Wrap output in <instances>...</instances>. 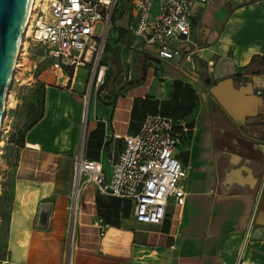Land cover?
<instances>
[{
    "label": "crops",
    "instance_id": "crops-1",
    "mask_svg": "<svg viewBox=\"0 0 264 264\" xmlns=\"http://www.w3.org/2000/svg\"><path fill=\"white\" fill-rule=\"evenodd\" d=\"M130 9L115 27L119 45L132 48L131 77L117 76L85 120V89L75 90L71 68L45 84L41 115L18 147L5 264H264V224L256 223L264 210V0L196 5L193 44L172 43L183 55L178 64L157 58L155 47L132 33ZM146 114L184 129L174 154L187 173L183 205L171 198L160 224L140 223L130 200L81 179L72 214L79 151L102 161L108 175L107 162ZM42 204L49 212L39 227Z\"/></svg>",
    "mask_w": 264,
    "mask_h": 264
},
{
    "label": "built area",
    "instance_id": "built-area-1",
    "mask_svg": "<svg viewBox=\"0 0 264 264\" xmlns=\"http://www.w3.org/2000/svg\"><path fill=\"white\" fill-rule=\"evenodd\" d=\"M110 2L49 0L43 6V3L37 5L34 1L24 37L48 50L51 67L56 73L69 67L73 78L79 65L93 62L88 75V93L94 90L99 95L106 93V66L100 64L99 59L110 29ZM207 2L208 0H130V30L144 44L155 47L157 58L178 64L183 55L172 43L182 40L193 44L191 15L196 5ZM98 22L103 24L101 35L95 34V24ZM23 49L22 45L19 53ZM72 50H77L78 53L73 55ZM191 57L192 52L184 56L187 61ZM207 66L211 67L212 62L208 61ZM126 73L127 78H130V71ZM14 76L13 73L12 79ZM183 131L170 117L146 114L138 131L123 137L122 149L117 159L107 162L108 175L102 161L84 159L80 150L73 168L72 214L76 208L77 186L83 179L84 184H93L100 194L130 200L137 222L160 224L165 217V205L169 199L172 198L178 206L184 203L183 183L187 173L174 155Z\"/></svg>",
    "mask_w": 264,
    "mask_h": 264
},
{
    "label": "rangeland",
    "instance_id": "rangeland-1",
    "mask_svg": "<svg viewBox=\"0 0 264 264\" xmlns=\"http://www.w3.org/2000/svg\"><path fill=\"white\" fill-rule=\"evenodd\" d=\"M49 0H35V4L46 6ZM111 12L109 20L111 29L108 31L101 50L100 64L106 66L104 73L105 89L112 92L118 85L115 79L125 77L127 68L126 59L131 57V46L119 45L116 36V21L127 13L129 0H110ZM103 24H95V34H102ZM26 36V35H25ZM24 36V37H25ZM23 51L17 58L14 78L12 79L7 96V108L3 118L2 131L0 133V264H5L6 250L5 241L7 233V222L11 207V196L14 185L15 166L19 154L18 147L24 143L26 129L31 122L41 114V100L45 90V84L54 83L65 78L62 71L56 73L51 67V60L48 57V50L30 40L23 38ZM71 53L76 55L77 50ZM114 62H117L122 70V75H118V69ZM139 60L137 59V62ZM93 63V62H92ZM83 64L77 67L75 73V90L84 91V97L89 90V69L93 64ZM108 77V78H107ZM58 79V80H57ZM102 94L91 90L88 95L87 114H90L93 103L102 101ZM84 97L81 99V107L84 110ZM216 115H214V120ZM177 148L174 150L176 154ZM75 207V206H74ZM69 225L68 242L71 241L74 234L72 219Z\"/></svg>",
    "mask_w": 264,
    "mask_h": 264
},
{
    "label": "water",
    "instance_id": "water-1",
    "mask_svg": "<svg viewBox=\"0 0 264 264\" xmlns=\"http://www.w3.org/2000/svg\"><path fill=\"white\" fill-rule=\"evenodd\" d=\"M30 1L0 0V123L3 118L4 96L16 59L18 41L29 12ZM195 65L198 71H205L199 66L198 59H195ZM88 95L87 92L84 100V120L87 116ZM48 212V205L42 204L38 212L37 226L45 225ZM256 223L264 224V210H259L257 213Z\"/></svg>",
    "mask_w": 264,
    "mask_h": 264
},
{
    "label": "bare ground",
    "instance_id": "bare-ground-1",
    "mask_svg": "<svg viewBox=\"0 0 264 264\" xmlns=\"http://www.w3.org/2000/svg\"><path fill=\"white\" fill-rule=\"evenodd\" d=\"M34 1L35 0H31L30 1L29 12H28L26 21H25L24 26H23V30L21 32V35H20V38H19V41H18V48H17V53H16V59H15L14 64H13V68H12V71H11V75H10L9 82L7 84V88H6V92H5V96H4V102H3V118L5 116L6 108H7L8 88H9V85H10V83L12 81L13 73H14L15 68H16L17 57L19 56V52H20L21 46L23 45V38L27 34L26 33L27 22H28L29 15L31 13V7H32ZM106 2H110V1L109 0H106ZM3 118H2L1 123H0V133H1V126H2V122H3Z\"/></svg>",
    "mask_w": 264,
    "mask_h": 264
},
{
    "label": "trees",
    "instance_id": "trees-1",
    "mask_svg": "<svg viewBox=\"0 0 264 264\" xmlns=\"http://www.w3.org/2000/svg\"><path fill=\"white\" fill-rule=\"evenodd\" d=\"M108 78V77H107ZM106 86V85H105ZM105 95H107V94H105ZM100 97V96H99ZM42 106H43V98H42V100H41V108H42ZM41 115V114H40ZM40 115H39V117H40ZM38 117V118H39ZM38 118L37 119H35L33 122H31L30 124H29V126L27 127V129L26 130H28L30 127H32L33 125H34V123H36V121L38 120ZM183 138V137H182Z\"/></svg>",
    "mask_w": 264,
    "mask_h": 264
}]
</instances>
